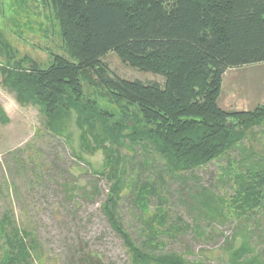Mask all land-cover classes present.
Returning a JSON list of instances; mask_svg holds the SVG:
<instances>
[{
	"label": "trees",
	"instance_id": "trees-1",
	"mask_svg": "<svg viewBox=\"0 0 264 264\" xmlns=\"http://www.w3.org/2000/svg\"><path fill=\"white\" fill-rule=\"evenodd\" d=\"M43 1L68 56L51 54L47 64L19 58L0 36L7 60L0 68L2 85L19 104L37 106L45 128L67 140L81 161L86 162L85 153H103L101 169H92L110 183L102 210L131 263L205 264L163 252L162 237L177 235L187 225L182 218L169 224L171 213L151 179L138 183L135 178L129 184L127 149L158 156L170 177L192 174L239 150V158L224 170L234 195L226 200L200 193L203 200L196 207L211 220L226 218L224 210L233 208L237 218L254 219L259 227L264 220V151L256 144V129L264 128V103L233 111L221 108L219 98L228 70L264 63V0ZM110 53L134 70L161 77L163 83L120 77L104 61ZM0 121L8 123L2 108ZM73 127L79 151L73 146ZM127 189L150 214L140 230V245L119 212ZM155 198L160 206L151 213ZM240 225V245L226 248L229 261L264 264L252 243L256 228ZM0 237V264H36L41 257L36 237L20 230L9 213L0 221ZM76 260L103 264L91 253Z\"/></svg>",
	"mask_w": 264,
	"mask_h": 264
},
{
	"label": "rangeland",
	"instance_id": "rangeland-1",
	"mask_svg": "<svg viewBox=\"0 0 264 264\" xmlns=\"http://www.w3.org/2000/svg\"><path fill=\"white\" fill-rule=\"evenodd\" d=\"M52 17L50 7L43 0H0V36L19 58L29 56L47 64L51 54L68 56ZM104 61L122 78L163 83L159 76L126 66L115 54H108ZM6 62L0 50V68ZM263 103L264 63L226 72L219 98L221 108L249 111ZM0 108L8 118V123L0 121V221L9 213L20 230L36 237L41 253L36 264H75L83 253L100 256L103 264H132L102 210L110 183L92 169H101L103 153H85L86 162L81 161L67 140L49 133L37 106L19 104L15 94L3 87L1 71ZM256 130V144L263 152L264 128ZM73 132V146L79 151L75 127ZM246 143L250 146V142ZM239 153V150L230 152L227 157L184 177H170L158 156L139 148L124 151L129 184L135 178L138 183L151 179L165 200L164 208L171 213L169 224L182 218L183 226L187 225L177 235L162 237L166 242L164 253L183 254L195 263L232 264L226 248L231 243L240 245L242 223L249 229L256 228L252 243L264 259L261 215L256 218L262 223L257 227L254 219L244 222L245 217L237 218L233 208L224 210L226 218L211 220L201 216L196 207L203 200L200 193L226 200L234 195L224 170L229 161L239 158ZM159 206L157 199H152L150 212ZM119 212L125 228L140 245V230L150 214L135 201L133 190L125 191ZM3 243L0 237V258Z\"/></svg>",
	"mask_w": 264,
	"mask_h": 264
}]
</instances>
